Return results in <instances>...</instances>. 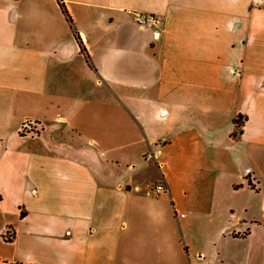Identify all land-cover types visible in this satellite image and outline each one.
<instances>
[{
	"label": "crops",
	"instance_id": "crops-1",
	"mask_svg": "<svg viewBox=\"0 0 264 264\" xmlns=\"http://www.w3.org/2000/svg\"><path fill=\"white\" fill-rule=\"evenodd\" d=\"M63 2L0 0V264H264V0Z\"/></svg>",
	"mask_w": 264,
	"mask_h": 264
},
{
	"label": "rangeland",
	"instance_id": "rangeland-1",
	"mask_svg": "<svg viewBox=\"0 0 264 264\" xmlns=\"http://www.w3.org/2000/svg\"><path fill=\"white\" fill-rule=\"evenodd\" d=\"M101 151L105 152V149L104 148L99 149V152H101ZM102 154H104V153H102ZM151 160L154 162L155 159H153V157H152ZM158 174H159V170L155 171L154 168H146V169L136 168L133 175L138 177L139 180L144 179L145 182H150L149 188H150V190H152L151 187L155 183L160 181V176ZM152 179H155L154 182H151ZM156 179H158V180H156ZM161 195H165V194L163 193ZM242 195H243L242 193L239 194L238 198L239 199L242 198ZM226 243H228V242H225L226 247H234V248L236 247L239 250L238 254H242L243 250L245 249V243H243V242H238V243L229 242V245H227Z\"/></svg>",
	"mask_w": 264,
	"mask_h": 264
},
{
	"label": "built area",
	"instance_id": "built-area-1",
	"mask_svg": "<svg viewBox=\"0 0 264 264\" xmlns=\"http://www.w3.org/2000/svg\"><path fill=\"white\" fill-rule=\"evenodd\" d=\"M134 19H135L136 23L141 27L154 24L158 21L157 15H155L153 13H146V12L134 13ZM151 189L155 193H161V192L166 191L167 187H166L165 183L162 180H160L159 182L155 183L151 187Z\"/></svg>",
	"mask_w": 264,
	"mask_h": 264
},
{
	"label": "trees",
	"instance_id": "trees-1",
	"mask_svg": "<svg viewBox=\"0 0 264 264\" xmlns=\"http://www.w3.org/2000/svg\"><path fill=\"white\" fill-rule=\"evenodd\" d=\"M57 1H58L59 5H60V7H61L62 12L65 14L66 19L70 22V24H71V26H72V19H71V16L69 15V13H68V11H67V9H66V7H65V4H64L63 0H57ZM73 32H74V34H75V37H76L77 40H78V43H79V46H80V50H81V52H83V53L86 55L87 60H88V55H87L86 49H85V47H84V45H83V43H82V41H81L79 35L77 34V32H76L75 30H73ZM234 123H235V126H238V121L235 120ZM23 125H28V123L26 122V123H24ZM21 214H22V212H21ZM6 231H7L8 233H10V234H9V235H5V239H6V240H12L13 235H14L13 230L10 229V228H8Z\"/></svg>",
	"mask_w": 264,
	"mask_h": 264
}]
</instances>
